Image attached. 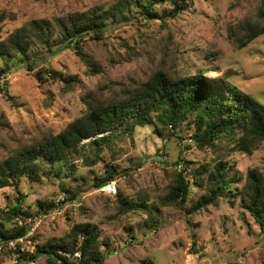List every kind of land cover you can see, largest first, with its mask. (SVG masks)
Listing matches in <instances>:
<instances>
[{"label": "rangeland", "instance_id": "rangeland-1", "mask_svg": "<svg viewBox=\"0 0 264 264\" xmlns=\"http://www.w3.org/2000/svg\"><path fill=\"white\" fill-rule=\"evenodd\" d=\"M117 1L0 0V14H5L0 41L25 22L52 20L95 6L108 9ZM259 3L192 0L175 18L149 22L138 20L140 16L132 13L127 20L110 25L102 40L87 38L82 57L77 49H62L61 45L55 47L59 50L54 54L43 52L35 71L46 69L60 79L37 81L34 72L13 60L9 75L0 81V162L45 132L63 131L82 115L83 95L100 92L109 97L146 81L162 58L157 53L160 45H167L166 59L173 60L175 75L185 77L201 68L217 67L220 73H207L203 79L220 82L225 75L228 82L264 105V35L242 49L228 37V29L253 13ZM157 11L162 15L168 9L160 7ZM89 65L98 66L100 72L89 73ZM70 77H76L77 84L64 91L63 79ZM121 131L111 133L113 141L103 147L102 161L93 163V151L83 150V158L75 157L71 176L65 167L43 166L44 175L39 180L21 178L17 186L1 189L0 210L18 203L30 216L46 214L35 233L40 245L64 238L75 225L96 226L99 239L105 242L100 247L104 264H264V227L241 208L238 195L219 198L192 214L160 207L157 224L150 228L145 225L144 211L120 213L117 202L118 195L141 204L158 202L167 194L176 171L183 172L192 187L190 207L203 194L194 184L191 170L206 164L212 171L217 158L230 166L227 180L239 194L248 171L264 174V141L251 153L232 149L233 145L227 148L223 143L215 149L200 150L192 140L190 121L175 130L136 127L131 137ZM107 165L118 172L115 197L102 193V185L94 187L95 177L106 176ZM57 169L59 178L53 175ZM202 178L205 183L207 173ZM61 183L71 190L80 187L75 201L66 200ZM62 195L60 206L37 214V201L56 204ZM36 262L46 264L42 257ZM0 264L11 263L1 260Z\"/></svg>", "mask_w": 264, "mask_h": 264}, {"label": "trees", "instance_id": "trees-1", "mask_svg": "<svg viewBox=\"0 0 264 264\" xmlns=\"http://www.w3.org/2000/svg\"><path fill=\"white\" fill-rule=\"evenodd\" d=\"M191 3L192 0H118L108 9L95 6L85 12L70 13L52 20L25 22L0 41V81L9 75L13 60L15 64L24 65L28 72H34L37 81L60 79L46 69L35 71L43 52L54 54L55 50H59L55 47L61 45L62 49H77V55L82 57V46L87 38L102 40L110 25L127 20L132 17V13L140 16L138 20L148 22L172 19ZM160 7L168 11L160 15L157 11ZM4 20L5 14L1 13L0 24ZM263 35L264 0H260L253 13L228 29V37L238 49L245 48ZM160 46L157 53L159 59L162 58L146 81L115 91L109 97L100 92L83 95L81 101L85 109L82 115L63 131L58 134L45 132L31 145L20 148L1 161L0 190L17 186L21 178L39 180L44 175L41 171L43 166L65 167L71 176L74 171L71 161L77 156L83 158V150L93 151V163L102 161L100 155L103 147L112 144L114 136L111 133L116 129L131 137L136 127L153 125L156 131L159 127L175 130L182 123L190 121L194 127L192 140L200 150L206 147L215 149L219 143L225 144L227 148L233 145L232 149L245 153L256 150L264 141V105L228 82L225 75H222L220 82L203 79L207 73H220L217 67L205 68L207 71L201 68L185 77L175 75L172 72L173 60L166 59L169 56L167 45ZM93 71L100 72L98 66L89 65L88 72ZM63 80L64 91L73 89L77 84L76 77ZM88 139L89 142H84ZM214 161L212 171L206 164L191 170L194 184L202 189L203 194L190 207L187 204L192 187L185 181L183 172L174 171L167 194L158 202L141 204L118 195L119 212L141 209L147 215L145 225L150 228L157 224L160 207H174L192 214L219 198L238 195L241 208L263 228L264 174L258 170L248 171L242 189L237 194L227 180L230 170L228 163L221 158ZM59 172L60 169L53 172L55 178L60 177ZM206 173L207 180L204 183L202 177ZM117 176L115 168L107 165L106 176L95 177L94 187L114 181ZM60 188L67 194V201H75L81 193L79 186L71 190L61 183ZM55 207L53 201H37V214L48 213ZM24 216L30 214L22 211L18 203L4 211L0 210V237L8 239L23 235L25 230L17 228L14 219ZM80 236L83 237L81 243ZM99 237L96 226L91 224L75 225L64 238L50 240L42 245L36 242L35 235L33 240L37 247L30 259L37 261L42 257L46 264H72L67 254L80 251L81 264H104L105 256L100 247L105 242Z\"/></svg>", "mask_w": 264, "mask_h": 264}, {"label": "built area", "instance_id": "built-area-1", "mask_svg": "<svg viewBox=\"0 0 264 264\" xmlns=\"http://www.w3.org/2000/svg\"><path fill=\"white\" fill-rule=\"evenodd\" d=\"M100 191L110 197H115L117 194V184L111 181L102 185ZM64 202V196H60L56 200V207ZM46 214L39 216H24L16 217L14 224L17 228L25 230L24 234L16 238H1L0 237V261L9 260L11 264H36V260L30 259L34 255L37 243L33 240L37 229L40 227ZM83 241V237H79V243ZM67 259L72 264H81L82 255L80 251L73 254H67Z\"/></svg>", "mask_w": 264, "mask_h": 264}]
</instances>
